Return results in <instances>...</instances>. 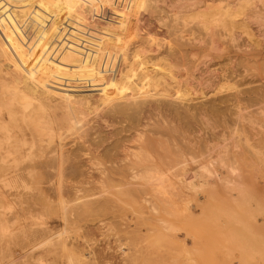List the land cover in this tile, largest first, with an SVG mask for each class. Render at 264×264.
Wrapping results in <instances>:
<instances>
[{
  "label": "rangeland",
  "instance_id": "obj_1",
  "mask_svg": "<svg viewBox=\"0 0 264 264\" xmlns=\"http://www.w3.org/2000/svg\"><path fill=\"white\" fill-rule=\"evenodd\" d=\"M262 2L0 0V165H9L6 171L0 166V264H264V164L255 162L250 156L253 145L260 143L254 138L250 124H238L239 131L231 127L239 106L243 110L241 113L247 105L252 109L249 107L252 100L264 94ZM239 7L244 8H240L242 12H234L239 11ZM224 9L237 13L230 16L232 20L236 18L234 23L226 19L230 15L226 16V11L221 14ZM204 25L209 26L206 29ZM43 32L55 37L43 39ZM62 32L70 39L88 34L105 39L103 46L111 50L109 54H93V57L99 56V60L96 70L90 71L88 62L77 60L79 55L83 56V51L66 50L61 47L63 43L61 46L57 43L63 37ZM206 33L213 35V49L207 37L205 41L201 40ZM137 46L145 49L140 47L142 50L138 51L134 49H138ZM134 51L147 58L152 70L163 61L176 66L178 78H168L163 70L158 72L166 77L159 75L153 80L154 83L160 80L157 89L164 90L161 93L166 97H133L137 87L121 80L118 87L111 90L119 97L113 103L139 106L140 113L131 116L137 118L133 121L128 115L104 116L109 107L100 112L99 108L107 104L100 100L96 111L99 115L93 116L92 112L85 118L80 116L75 127L64 125L58 134L57 143L62 144L63 150L78 155V159H74L76 173L72 174L70 168L64 170L63 180L47 177L51 170L44 174V170L37 169L35 174L29 175L28 161L14 160L15 150L24 142L23 137L26 142L33 141L25 111L40 99L61 101L55 96L64 97L62 89L53 90V85L45 76L40 77L39 72H45L44 68L53 71L56 78L68 83L74 100L83 104L87 97L102 94L109 77L122 74L138 63ZM108 55L109 60L103 62ZM159 58L163 60L158 62ZM173 81L179 84L187 81L188 94L183 86L182 98L178 99V84ZM93 88L98 90L97 93ZM190 91H194L193 94ZM235 97L244 99L236 106ZM5 99H11L14 120L8 116V107L3 103ZM101 102H105L104 105ZM158 123H164L165 128H158ZM82 130L97 135L91 137L95 139L93 145L79 138ZM35 134L38 139L48 138L44 130ZM98 134L105 142L97 149L111 150L108 154L117 159L139 150L134 139L141 134L142 138L152 141L146 150L154 157L153 161L159 162L167 172H177L186 164L187 168L200 171L202 176L194 181L193 187L172 176L164 179L161 186L139 180L126 181L119 176H113L112 180L99 179L94 176L98 169L118 165L104 159L98 163L91 161L84 153V145L95 148ZM45 143L39 140L38 145L43 149L45 146L46 150L58 146L56 140L49 147ZM39 150L37 160L41 154ZM223 153L229 158L234 155L238 158V165L246 174L244 177L229 183L225 179L214 176L209 179L207 174L203 175L200 166L205 164L213 172L224 169L217 159ZM254 169H260L261 173L249 176ZM67 173L71 175L67 176ZM18 175H24L27 186L16 187L19 182L13 179ZM58 185L60 191H56ZM145 187L146 190L141 189ZM61 200H64L63 204ZM31 201H34L33 207L29 204ZM23 221L28 223L25 225ZM43 231L49 239L42 240ZM28 233H33L34 239L25 246L19 241ZM58 235L60 239H54ZM23 248L33 251L24 254Z\"/></svg>",
  "mask_w": 264,
  "mask_h": 264
},
{
  "label": "bare ground",
  "instance_id": "obj_2",
  "mask_svg": "<svg viewBox=\"0 0 264 264\" xmlns=\"http://www.w3.org/2000/svg\"><path fill=\"white\" fill-rule=\"evenodd\" d=\"M254 1V0H253ZM262 4L264 3V0H262ZM211 4V3H210ZM242 4V3H241ZM211 6V5H210ZM219 6V5H218ZM241 6H246L244 4H242ZM214 7V6H213ZM217 8V7H216ZM226 8L228 10H231L232 8L229 9V6H226ZM225 8V9H226ZM244 9L243 7H239L237 8V10L239 11H234V12H242V9ZM261 8V7H259ZM202 9V8H201ZM224 9V11H221V14L223 12H225L226 10ZM223 10V9H222ZM236 10V8H235ZM204 11V10H203ZM233 11V9H232ZM232 11H226L225 15L226 14H230L227 18L226 17H223V19H231V21H233L234 19L236 18H233L232 20V17H230L231 15L235 16V14L237 13H232ZM197 12V11H196ZM213 11H211L210 13L212 14ZM218 12V11H217ZM216 12V13H217ZM244 12V11H243ZM199 14V12H198ZM203 14V13H202ZM201 14V15H202ZM207 14V13H206ZM214 14V13H213ZM224 14V13H223ZM222 14V15H223ZM240 14V13H239ZM238 14V15H239ZM216 15V14H215ZM240 15H243L240 14ZM189 16V15H188ZM193 16V15H192ZM205 16V14H204ZM203 16V17H204ZM214 17V15H211ZM227 16V15H226ZM187 17V16H186ZM202 17V18H203ZM209 17V15L207 16ZM217 17V16H216ZM219 17V16H218ZM237 17H240V16H237ZM121 18V17H120ZM210 18V17H209ZM220 18V17H219ZM207 19V18H206ZM222 19V20H223ZM251 19V18H249ZM118 20V19H117ZM121 20V19H120ZM185 20V18H184ZM204 21L205 18L203 19ZM212 20V18L210 19ZM224 21V20H223ZM227 21V20H226ZM241 21H244L241 19ZM239 21V22H241ZM248 21V20H246ZM89 22V21H88ZM212 23V21H209ZM230 22V21H229ZM228 22V23H229ZM238 22V21H237ZM245 22V21H244ZM214 23V22H213ZM218 22H216L217 24ZM226 23V22H224ZM232 23V22H230ZM234 23V21H233ZM232 23V24H233ZM242 23V22H241ZM215 24V23H214ZM246 24V23H245ZM249 24V23H248ZM210 25V24H209ZM208 25V26H209ZM219 25V24H218ZM236 25V23H235ZM206 26V25H204ZM204 27L207 29V27ZM226 26V25H224ZM184 27V26H183ZM261 27V26H260ZM71 28V27H69ZM88 28V27H87ZM215 28V27H214ZM228 28V26H227ZM232 29V28H231ZM61 30V29H60ZM64 30V29H62ZM102 30V29H101ZM114 30V29H112ZM205 30V29H204ZM210 30V29H209ZM67 31V30H65ZM104 31V30H103ZM111 31V29H110ZM230 31V30H229ZM48 32V31H47ZM142 32V31H141ZM191 32V31H189ZM264 32V31H262ZM45 33V32H43ZM42 33V35H43ZM57 34V31L55 32ZM65 33V32H64ZM68 33V32H66ZM118 34V32H116ZM115 33V34H116ZM124 33V32H122ZM129 33V32H128ZM132 32H130L129 34H131ZM139 33V32H138ZM144 33V32H143ZM47 33H45L42 37L43 39H46L47 37H51V39L55 36H51L52 34L48 33L49 36L46 35ZM63 34V32L61 33V35ZM76 34V33H75ZM81 34V33H80ZM83 34V33H82ZM88 34V33H87ZM107 34V33H106ZM112 34V32H111ZM128 34V36H130ZM148 34V33H147ZM249 34V33H248ZM46 35V37H45ZM60 35V36H61ZM90 34H88V36L86 37L85 35H77V36H74L72 39L70 38H67L65 36L61 37V40L62 42H60L58 40L57 43H61L59 44L60 46L62 45L63 43V47L64 49H71V51L73 52H81L83 51L82 55H79V57L81 58H78L76 56V59L77 60H80L79 62L81 63H85V62H88L90 65H89V70L90 71H95L96 68H97V62L99 60V56L98 57H93V54H103V53H108L110 52V48H106L103 46V42H106L105 39H101V38H96L94 36H89ZM40 36V35H39ZM59 36V35H58ZM117 36V35H116ZM143 36V35H141ZM186 36V35H185ZM57 37V36H56ZM65 37V38H64ZM112 37H113V34H112ZM145 37V36H144ZM150 37V36H149ZM208 38L209 39V43H210V48H214L215 47V44H214V38H213V35L212 33H206L205 35H203L201 37V40L205 41V38ZM223 37V36H222ZM63 38V39H62ZM114 38H115V35H114ZM113 38V39H114ZM183 38V36H182ZM119 39V38H118ZM176 39V38H175ZM225 39V38H224ZM115 40H117L115 38ZM123 40V39H121ZM120 40V41H121ZM177 40V39H176ZM114 41V40H113ZM254 42V41H253ZM108 43H111V42H108ZM106 45V44H105ZM144 45V44H143ZM158 45V44H157ZM184 45V44H183ZM203 45V44H202ZM135 47V46H134ZM133 47V48H134ZM137 48H134L136 50H142L141 48L143 47H139L137 46ZM114 48V47H113ZM140 48V49H139ZM109 49V50H108ZM133 49V50H134ZM145 48H143L144 50ZM182 49V48H181ZM151 50V49H150ZM117 51V50H116ZM148 51V50H147ZM191 52V51H190ZM89 54V56L86 55ZM122 53V52H121ZM135 55H136V58L139 60L138 63H135V64H132V66L128 69V70H125L124 73L122 74H119V75H115V76H112V77H109V79L106 81L107 83V86L105 87V91L104 90H101L100 93L102 94H96V95H93L91 98L90 97H87L88 99H86V101L83 103V104H79L80 101H75L74 100V97L73 95L71 94V91H70V87L68 85L67 82L62 81L61 79L59 78H56L54 76V72L53 71H50L49 69L47 68H44L43 70H45V72H39V75L40 77L42 76H45L47 78V81L53 85V90H57V89H62L60 90L61 93H63L62 95H64V97H62L60 94H57V98H61L62 100L61 101H58L57 100H47V99H40L37 101L36 104H33V105H30V110L29 111H25V116L27 117V119H25L27 121V124L28 126L32 129V136H33V141L30 143V142H26L27 139H25V137H23V143L21 145V147H19L17 150H15V147H14V150H15V156H14V160L15 159H18L20 158L21 162H22V159H26V161H28V164L27 166H29L27 169H28V174L29 175H32V174H35L37 171V169H41V170H44V174L47 170H51L52 172L49 173V174H46L47 177H49L50 179L53 178V177H57L58 179H62L63 175L65 176L66 173L64 174V170L68 169L69 171H73V173H76V169H75V161L74 159H78V155L77 154H73V152L71 151V153H67L63 150V146L60 142L57 143V138L59 137L58 134H60V129L62 126L64 125H68L69 128H72V127H75V123H76V120L78 118H80V116L84 117V116H87L89 113H92L94 112V115L93 116H97L99 115V113H97L96 111H98V106L97 104H99V101L100 100H105L107 101V104L101 108H99V111L102 112L103 110L105 111V109L107 107L108 110L105 111L106 113L104 114V116H121V115H128V116H132L134 115L135 113H140L141 109L139 106L135 105V107L133 106H130V105H123V104H120V103H113V101L115 99H118L119 97H116V95H113V92L111 91L112 89H114L115 87H118V83L121 81L122 83L124 82V80H127V82H130L131 85L133 86H136L137 87V92L134 94L133 97H137V96H144V97H148V96H154V97H166V95L162 94L161 91L164 92V90H160V89H157V81L160 82V80L157 79V81L154 83L153 80L157 77V76H162V77H166V75H162L160 72L158 71H163L164 70V74H167L168 75V78L171 76L173 77L174 79L175 78H178L177 75H176V72H175V67L176 66H173V64L169 63V62H165L163 61V63H161L160 65L158 64V67H156L154 70L150 69V65H149V61H147V58L146 57H140L141 53H139L140 55H138V53L136 54V51H134ZM187 53V52H185ZM84 54H85V58H84ZM113 54V53H112ZM119 54V53H118ZM115 55V54H113ZM144 55V54H142ZM127 56V55H126ZM82 57L84 59H82ZM116 57V56H115ZM192 57V56H191ZM134 58V57H133ZM110 59H113V58H110ZM117 59V58H116ZM120 59V58H118ZM161 58H159V61L158 62H161L162 60H160ZM82 60V61H81ZM109 60V55L107 57V59L105 58L103 60L104 61H108ZM115 60V59H113ZM123 60V59H122ZM179 60V59H178ZM121 61V60H120ZM133 61V60H132ZM190 61V60H189ZM115 62V61H113ZM136 62V60H135ZM86 63V64H88ZM182 63V62H181ZM251 63V62H250ZM253 63H256V62H253ZM106 64V63H105ZM126 64V63H124ZM240 65V64H239ZM254 64H252L253 66ZM263 66V65H262ZM182 67V66H181ZM42 68V67H41ZM178 68V67H177ZM40 69V68H39ZM127 69V68H126ZM67 70V69H66ZM174 70V71H173ZM154 71V72H153ZM177 71V70H176ZM153 72V73H152ZM238 73V72H237ZM96 74V73H95ZM35 75V73H34ZM89 75V74H88ZM179 75V74H178ZM235 75V74H234ZM86 76V75H85ZM38 77V76H37ZM39 77V78H40ZM77 77V76H76ZM180 77V76H179ZM230 77V76H229ZM93 78H94V75H93ZM160 78V77H159ZM75 79V78H74ZM166 79V78H165ZM87 80V79H86ZM164 79H162L163 81ZM177 80H180V79H177ZM184 80V79H183ZM35 81V79H34ZM170 81V80H169ZM37 82V81H35ZM174 83H177L178 84V91L176 92V94H180V95H176L179 99L182 98V92L184 91V89H186V85H187V81L183 82L182 84L179 82H175L173 81ZM172 82V83H173ZM39 83V82H38ZM59 83V84H58ZM161 83V82H160ZM165 83V81H164ZM168 82H166L165 84H167ZM104 84V83H102ZM116 86H115V85ZM106 85V84H105ZM104 85V86H105ZM168 85V84H167ZM171 85V84H170ZM169 85V86H170ZM224 85V84H223ZM40 86V85H39ZM38 86V87H39ZM168 86V87H169ZM185 88H184V87ZM31 87V86H30ZM221 87V86H220ZM230 87V86H229ZM12 88V87H11ZM41 88V87H40ZM39 88V89H40ZM52 88V87H51ZM91 88V87H90ZM90 88L88 90H90ZM184 88V89H183ZM223 88V87H221ZM36 89V88H35ZM95 89H97L95 87ZM93 88V90L95 91V93H97V91ZM101 89V88H100ZM103 89V88H102ZM157 90L158 92H154L153 90ZM187 89H190L189 86L187 87ZM185 90L186 93L188 92V90ZM234 89V88H233ZM246 89V88H245ZM261 89V88H260ZM9 90V89H8ZM15 90V88L13 89ZM57 90V91H59ZM87 90V91H88ZM193 90V89H192ZM262 90V89H261ZM47 91V90H46ZM217 91V90H216ZM244 91V89H243ZM92 92V91H91ZM192 94L193 92L190 91ZM261 92V91H260ZM33 93V92H32ZM50 93V92H48ZM82 93V92H81ZM85 93V92H84ZM87 93V92H86ZM89 93V91H88ZM203 93V92H202ZM237 93V92H236ZM259 93V92H258ZM93 94V93H92ZM188 94V93H187ZM214 94V93H212ZM32 95V94H31ZM87 95V94H86ZM136 95V96H135ZM199 95V94H198ZM205 95V94H204ZM264 94H259V97H256L253 102V104L249 107H252V109H248V105L244 107V112L241 113V111H243L241 109V107L239 106L238 110L236 111V118H234V120L232 121V128L236 129L237 130V127H238V124L241 125L243 123H247V124H250V126L254 129V138L256 140L259 141L260 145H253V148L250 150L251 151V159H253L255 162H259L261 164H264ZM91 96V95H89ZM131 96V97H132ZM23 97H26L25 95H23ZM22 97V99H24ZM48 97V96H47ZM191 97V96H190ZM193 97V96H192ZM242 97V96H241ZM252 97H255V96H251ZM16 98V97H15ZM45 98V97H44ZM51 98V97H50ZM83 98V97H82ZM125 97H123L124 99ZM202 98V97H201ZM251 98H248V99H251ZM29 99V97H28ZM52 99V98H51ZM127 99V98H126ZM194 99V98H193ZM244 98H240V97H235L234 101L235 102V105L237 106L238 103L241 102V100H243ZM246 99V98H245ZM60 100V99H59ZM146 100V99H145ZM182 100V99H181ZM220 100V99H219ZM247 100V99H246ZM248 101V100H247ZM18 102H20L18 100ZM140 103L142 101H139ZM251 102V100H250ZM249 102V103H250ZM4 104H6V106L8 107V116L10 118V120H14L15 119V115L12 113V109H11V99H5V102H3ZM104 103L105 102H101ZM157 103V102H156ZM205 103V102H204ZM22 104V103H21ZM210 104V103H209ZM102 105V104H101ZM146 105V104H145ZM141 106V105H140ZM212 107V106H211ZM26 108V107H25ZM24 108V109H25ZM93 108V109H92ZM212 109V108H211ZM216 109V108H215ZM230 109L232 108H229V111ZM150 110L152 111H155V109L153 108H150ZM175 110V109H174ZM59 111V112H58ZM151 111V112H152ZM234 110L232 109V112ZM108 112L110 114H108ZM143 112V111H142ZM179 113V112H178ZM149 114V113H148ZM163 114V113H162ZM181 114V113H180ZM197 114V113H196ZM195 114V115H196ZM154 115V113H153ZM101 116H103V114H101ZM99 117V116H98ZM148 116L146 115V118ZM234 117V116H233ZM85 118V117H84ZM120 117H118L119 119ZM128 118V117H127ZM134 121V119H136L137 117L133 118L131 117ZM184 118V117H182ZM229 118V117H228ZM116 118H114L113 120H115ZM230 119V118H229ZM112 120V121H113ZM152 120V119H151ZM160 120V118H159ZM217 120V119H216ZM92 121V120H91ZM97 121V120H96ZM111 121V120H110ZM156 121V120H154ZM228 122L227 123H230L229 121L230 120H227ZM88 122V121H87ZM86 122V123H87ZM98 122V121H97ZM159 122V121H157ZM156 122V123H157ZM161 122V120H160ZM220 123V121H218ZM139 123V122H138ZM148 124V123H147ZM230 125V124H229ZM90 126V125H89ZM77 127V126H76ZM93 127V126H91ZM157 127L158 128H165V124L164 123H158L157 124ZM192 127V126H191ZM230 127V128H231ZM244 127V126H243ZM78 128H81V126L79 125ZM88 128V127H86ZM156 128V127H155ZM229 128V129H230ZM21 129V128H20ZM91 129V128H89ZM41 130H44L45 134L44 135H47L48 138L43 140L42 138H37V135L35 134V132H38ZM150 130V129H149ZM83 131V130H82ZM135 131V130H134ZM155 131V130H154ZM239 131V129L237 130ZM86 132V133H85ZM137 132V131H136ZM181 132V131H180ZM216 132V131H215ZM191 133V132H190ZM207 133V132H206ZM232 133V132H231ZM97 134V133H96ZM95 134V135H96ZM137 134V133H136ZM144 134V133H143ZM220 134V133H219ZM100 134H98L99 136ZM160 135V134H159ZM161 135H163L161 133ZM182 135V134H181ZM207 135V134H206ZM214 135V134H212ZM22 136H25V134ZM88 136V137H86ZM168 136V135H166ZM179 136V135H177ZM220 136V135H219ZM91 137H97L96 136H92V132L91 133H88L86 130H84L82 133H79V138L83 139L82 142H90V145H93V143H95V139H91ZM103 137V136H102ZM101 135L99 136V138H97V143H96V146L95 148H90V146H86L84 145L83 147V150H84V153L86 155L89 156V159L92 161H95L97 160V163L98 161H102L103 159L106 160V161H110L111 164H116L118 165L117 166H105L101 169H98V174L94 175V176H97L99 179H109L111 178L110 180H112V178L114 179L113 176H119L121 179H125L126 181H132V180H139V181H144V183H147L148 185H156V186H161V183L164 179L166 178H169L170 176L174 177V178H177L178 180L180 181H185L184 183L185 184H188L190 187H193L196 185V180H198V178L200 176H202V174L200 173V171L196 170L194 167L193 168H187L185 165L183 167L178 168V171L177 172H167L168 170L162 166L159 165V162H156L153 161V158L148 152H147V148L146 146L149 145L150 143H152V141L150 139H145V138H142V135L139 134L134 140L138 142L139 144V150L138 151H131L130 153H127L123 158L121 159H117V157L113 156L112 154H108V152L110 151H99L97 148L99 146L102 145L103 142H105V139L104 137L102 138ZM106 137V136H105ZM159 137V136H158ZM175 137V136H174ZM208 137V136H207ZM215 137V136H214ZM46 138V137H45ZM133 138V137H132ZM169 138V136H168ZM171 138V137H170ZM181 139V138H180ZM205 139V138H204ZM39 140L40 141H45L46 145L49 147V144H51L53 141L56 140V143H57V148H54V149H50V150H46L45 146H44V149L41 145H38L39 144ZM169 140V139H168ZM187 140V139H186ZM218 140V139H217ZM242 140V139H241ZM94 141V142H92ZM210 141V139H209ZM254 141V140H253ZM203 142V141H202ZM79 143V142H78ZM162 143V142H161ZM171 144V142L169 143ZM196 144V143H195ZM210 144V143H209ZM95 145V144H94ZM161 145V144H159ZM10 146V145H9ZM78 146V145H77ZM108 146V145H107ZM112 146V145H111ZM41 148L40 150L38 148ZM50 147H54V146H50ZM106 147V146H105ZM210 147V146H209ZM245 147V146H244ZM164 148V147H163ZM26 149L28 150V153L26 152ZM107 149V148H106ZM110 149V148H109ZM113 149V148H112ZM128 149V148H127ZM161 149V148H160ZM188 149V148H186ZM204 149V148H203ZM13 150V151H14ZM37 150L41 151V154L39 155V158L38 160L36 159V152ZM77 150V149H76ZM102 150V149H101ZM209 150V148H208ZM12 151V152H13ZM201 151H204V150H201ZM249 151V152H250ZM26 152V153H25ZM75 152V151H74ZM153 152V151H152ZM174 152V151H173ZM10 153V152H8ZM178 154V152H177ZM26 156V157H25ZM182 156V155H181ZM41 157V159H40ZM177 157V156H176ZM148 158H150L149 160H151L150 162H148ZM163 159V157H162ZM217 159L219 160V162L222 163V166H224V169L221 171V172H213L212 170H210V168H208L205 165L203 166H200L203 170H204V173L203 175H206L208 176V178H212L213 176L215 178H218V179H225L227 180V182L230 183L231 180H237V179H241V177H244V175H246L243 171H241L239 165H238V158L234 155L232 156L231 158H229L227 156V154H219L217 156ZM116 160V161H115ZM148 160V161H147ZM193 160H191L192 162ZM181 163V162H180ZM179 163V164H180ZM166 164V163H165ZM177 164V163H176ZM175 165V164H174ZM197 165V164H196ZM212 165V164H211ZM1 166V170L2 171H6L7 168L9 167V165H0ZM123 166V167H121ZM197 167V166H196ZM24 168V167H22ZM78 168V167H77ZM177 169V168H176ZM215 169V168H214ZM173 171V170H172ZM78 172V171H77ZM263 172V171H262ZM79 173V172H78ZM82 173V172H80ZM255 173H261L260 169H254L253 172H249L248 175L249 176H252L254 175ZM264 173V172H263ZM262 173V174H263ZM26 174V173H25ZM28 175V176H29ZM49 175V176H48ZM53 175V176H52ZM70 176L71 174H68L67 173V176ZM247 175V176H248ZM27 176V178H28ZM73 176V175H72ZM77 176H79L77 174ZM77 176H74V177H77ZM93 178V177H92ZM14 181L17 180L19 182V184L16 185V187H21V186H27V182L26 180L24 179V175H18L17 178L14 177L13 179ZM48 180V179H47ZM63 180V179H62ZM175 180V179H174ZM224 180V182H225ZM49 181V180H48ZM47 181V182H48ZM62 182V181H61ZM60 182V183H61ZM117 183V182H116ZM119 183V182H118ZM120 184V183H119ZM64 185V184H63ZM62 185V187H64ZM115 186V185H114ZM187 186V185H185ZM235 185H233L232 187H234ZM47 187V186H46ZM60 185H58L56 187V191H60ZM177 187V186H176ZM150 188V187H149ZM52 189V188H51ZM64 189V188H63ZM66 189V188H65ZM143 190H146L147 188H141ZM154 189V188H153ZM49 190V189H48ZM74 190V189H73ZM86 190V189H84ZM89 190V188H88ZM237 190V189H236ZM54 191V190H53ZM52 191V192H53ZM65 192V190H63ZM68 191V190H67ZM179 191V190H178ZM69 192V191H68ZM84 192V191H83ZM172 192V191H171ZM60 192H58L59 194ZM70 193V192H69ZM135 193V192H134ZM174 193V192H173ZM172 193V195H173ZM27 194V193H26ZM30 194V193H29ZM32 194H34V192H32ZM83 194V193H82ZM163 194V193H162ZM55 195V194H54ZM85 195V194H84ZM160 195V194H159ZM28 196V195H27ZM36 196V194H35ZM79 196V195H78ZM24 197V196H23ZM138 197V196H137ZM35 199V198H34ZM39 199V198H38ZM62 199V198H61ZM84 199V198H83ZM62 201V200H61ZM64 201V200H63ZM62 201V204L64 203ZM179 201V200H178ZM32 202V203H31ZM29 204H31V206L33 207V203L34 201H31ZM27 203V202H26ZM157 205V204H154V206ZM27 208V207H26ZM34 209V208H33ZM33 211V210H32ZM24 224L26 225L28 222L26 221H23ZM31 225H33L34 223L32 221L29 222ZM32 228V227H31ZM27 229H30L29 227ZM45 231H43L42 233V240L44 239H49V235H47L46 233H44ZM40 234V233H39ZM51 234V233H49ZM60 234V233H59ZM34 236L33 233H28L27 235H25V237H23L22 240H20L19 242L22 244L24 243L25 246H27L30 242V240H33L34 238L32 237ZM30 237V238H29ZM61 236H54V239L55 238H59L60 239ZM37 239V238H36ZM15 241V240H14ZM18 243V242H17ZM22 253L24 254H29V252L33 251L32 249H28V248H23L22 249ZM12 255H14V251L11 252ZM2 256V255H1ZM208 256V254H207ZM200 260V258H199ZM214 262V261H213Z\"/></svg>",
  "mask_w": 264,
  "mask_h": 264
}]
</instances>
